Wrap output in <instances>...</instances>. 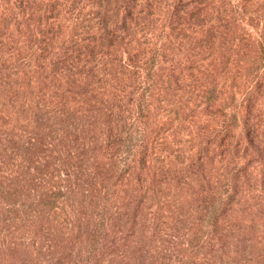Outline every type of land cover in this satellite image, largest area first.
Here are the masks:
<instances>
[{
  "label": "rangeland",
  "instance_id": "obj_1",
  "mask_svg": "<svg viewBox=\"0 0 264 264\" xmlns=\"http://www.w3.org/2000/svg\"><path fill=\"white\" fill-rule=\"evenodd\" d=\"M31 1L0 53V264H261L264 0L119 2L122 47L68 103L26 64L91 56L107 16Z\"/></svg>",
  "mask_w": 264,
  "mask_h": 264
},
{
  "label": "trees",
  "instance_id": "obj_2",
  "mask_svg": "<svg viewBox=\"0 0 264 264\" xmlns=\"http://www.w3.org/2000/svg\"><path fill=\"white\" fill-rule=\"evenodd\" d=\"M2 1V3H0V6H4L6 4V8L2 11H0L1 15H0V53L3 49L4 46H6V43L3 42V39L5 38V36L8 34V31L10 30V26H11V22L9 21V19L11 20H15L16 18H19L20 16H25L27 17V15L30 17L33 9H34V4L35 1H31V0H0ZM93 6H97L100 9H102L103 11H105V15L107 17H103L102 19H99L98 24V34H100L101 30H107L110 28V31H112L113 29H115L116 27V21L115 18L117 16L116 11H119L121 8L124 7H120L119 6V2H123L125 3L126 0H93ZM104 2V3H103ZM127 3V2H126ZM105 4V6L103 5ZM68 6L65 4V14L68 13ZM114 8H116V10L114 11ZM126 9V8H125ZM124 9V10H125ZM56 11V6H53V8L50 10V12L52 14H54ZM62 12V10H61ZM61 13L58 11L57 14L53 17V19H58L60 17ZM24 17V18H25ZM30 18L27 19V21ZM98 19V18H97ZM17 20V19H16ZM77 20H79L77 18ZM102 20V21H101ZM15 24H18V26H21V23H19L18 21L15 22ZM26 24V23H25ZM46 25H48V23H45ZM114 24V26L112 27V25ZM27 26H29L28 24H26ZM52 26V25H51ZM124 32L126 30V25L123 27ZM53 29L51 28L50 31H52ZM48 32H44L42 35L43 36H48ZM41 35V36H42ZM42 36V37H43ZM8 38V37H7ZM57 36L55 37V35H52L51 37L47 38H41V39H36L38 40V46L36 48V50H38L40 52V56L42 54H44L46 51L49 50V47H51V51L54 49V40H56ZM106 38V35H101L99 36V42H97V44L95 46H97V48H93V50L91 51V56H89L88 54H83L80 52V50L77 48L76 50H71V55H69V58H65L63 60H57V61H53L50 63L49 65V70H48V66L45 65V63H37L35 62L34 64H26V66L31 67L32 65L35 66L36 68L41 70V75L44 76V78L46 79L47 76L49 75H53L54 77H57L58 81H60V89L61 90V97L62 99H65V103H68V95L70 94H77L79 96H81L83 94V92H76V90L78 89H84L86 87H92L94 84H97L101 82L100 76H99V71H103L104 73V67H106V65L108 64L107 60H104L102 57V54L104 53L107 56L113 55V53L115 51H117L121 46V44L119 42H114V43H105L104 40ZM55 50H58V48H55ZM106 51V52H105ZM53 52V51H52ZM95 53V54H93ZM58 53L56 52L55 55H57ZM264 59V57H262ZM258 61V60H257ZM256 62V61H255ZM105 72H106V68H105ZM7 85L6 83L3 82V84L0 83V91H5ZM207 93L212 94L211 95V99L210 100H214V95H213V90L208 91ZM2 95V93L0 94V96ZM2 98V97H0ZM96 98V97H95ZM94 100V98H93ZM89 101V99H88ZM2 114V110H0ZM6 118V117H5ZM5 118L2 117V115H0V126H3L7 123V121H5ZM233 127H235V123H236V116H234L233 118ZM7 120V119H6ZM131 144V141H130ZM131 149V146H130ZM247 149H245V151H247ZM256 153V152H255ZM259 153V152H258ZM251 154V153H250ZM249 154V155H250ZM253 154V153H252ZM251 154V155H252ZM264 178V177H263ZM264 190V188H263ZM223 197L220 196L218 198L217 201V207L213 206L212 207V211L209 215V222L211 223L212 226H215L217 224V218L220 216V214L222 215L224 213V211H219L218 207H221L222 202H223ZM220 213V214H219ZM214 220V221H213ZM261 264H264V260L261 262Z\"/></svg>",
  "mask_w": 264,
  "mask_h": 264
}]
</instances>
